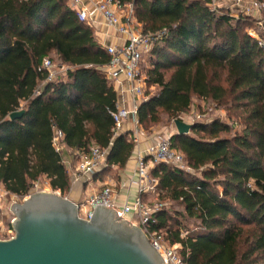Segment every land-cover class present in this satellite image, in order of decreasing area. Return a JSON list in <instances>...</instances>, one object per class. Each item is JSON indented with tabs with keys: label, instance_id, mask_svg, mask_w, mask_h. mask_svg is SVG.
<instances>
[{
	"label": "trees",
	"instance_id": "1",
	"mask_svg": "<svg viewBox=\"0 0 264 264\" xmlns=\"http://www.w3.org/2000/svg\"><path fill=\"white\" fill-rule=\"evenodd\" d=\"M118 1L133 5L144 33L166 32L141 66L139 125L158 124L163 114L181 119L194 97L235 119L197 121L189 134H172L191 170L150 169L157 202L166 204L152 228L186 264H264V47L249 34L257 24L264 40V17L258 25L213 9L211 0ZM51 54L67 66L64 77L49 80L43 63ZM109 62L94 27L68 0H0V183L8 194L24 198L46 177L65 196L71 177L54 145L58 133L65 150L108 148L104 170L126 166L136 144L116 127ZM19 110L24 115L11 119Z\"/></svg>",
	"mask_w": 264,
	"mask_h": 264
},
{
	"label": "built area",
	"instance_id": "2",
	"mask_svg": "<svg viewBox=\"0 0 264 264\" xmlns=\"http://www.w3.org/2000/svg\"><path fill=\"white\" fill-rule=\"evenodd\" d=\"M225 1L238 6L240 13L246 16L254 17L264 12V1ZM218 2L219 0H211V7L219 9ZM69 5L77 11L81 21H87L92 26L96 23L94 13H99L107 27L111 28L117 35L125 38L123 44L105 46L110 55V62L106 66L105 72L109 79L116 80L120 77H125L131 84L132 92L144 99L145 78L141 71V66L144 62L143 57L163 41L166 32L144 33L137 26L133 5H122L118 0H69ZM257 23L262 25V19L258 18ZM249 34L258 39L264 47V40L255 30H249ZM43 65L51 73L49 80L53 79L56 74L52 72V60L48 57L45 58ZM139 104L140 102H136L131 110L118 107V111L113 113L118 131L122 129L124 122L130 117L139 125L137 119ZM203 117L200 114L195 115L197 121H202ZM181 119L183 120L182 117ZM171 136H158L147 148L146 155H138L136 173L140 197L134 203L119 206L116 203L112 185L108 183L101 190H97L88 196L85 203L79 204V214L89 220L97 207H111L117 211V215L120 218L126 219L133 225H138L143 229L149 237L151 245L163 256L165 264H186L176 246L167 244L164 236L152 228V225L156 223L155 214L162 210L166 204L158 201L153 205H149L141 198L146 193H154L156 191L157 181L152 179L149 174L150 169L156 164L165 163L179 169L191 170L183 154L172 146ZM61 138V133H58L54 138V145L58 151L65 152V146L61 143ZM134 142L138 143V139L135 138ZM73 153L78 160V173L92 176L106 166L109 149L93 144L88 152L80 153L75 151ZM5 192L7 193L0 183V195L3 196ZM16 197L19 198L18 196ZM129 215H132V218H129ZM13 236L14 231L12 228L4 229L0 226V239H10Z\"/></svg>",
	"mask_w": 264,
	"mask_h": 264
},
{
	"label": "water",
	"instance_id": "3",
	"mask_svg": "<svg viewBox=\"0 0 264 264\" xmlns=\"http://www.w3.org/2000/svg\"><path fill=\"white\" fill-rule=\"evenodd\" d=\"M174 123L180 135L193 127L182 119ZM11 211L14 236L0 239V264H165L143 229L111 207H97L88 220L68 197L38 191L12 204Z\"/></svg>",
	"mask_w": 264,
	"mask_h": 264
},
{
	"label": "crops",
	"instance_id": "4",
	"mask_svg": "<svg viewBox=\"0 0 264 264\" xmlns=\"http://www.w3.org/2000/svg\"><path fill=\"white\" fill-rule=\"evenodd\" d=\"M69 3V0H68ZM96 23L93 24L96 35L99 37L103 46L123 44L125 38L117 35L107 27L99 13H94ZM138 26V25H137ZM139 27V26H138ZM118 94V107L131 110L136 102H142L143 97L135 95L131 90V84L125 77L119 79H110ZM188 123H191L188 121ZM120 132L131 133L129 138H137L138 143H135V150L124 168L113 166L118 172L116 175L110 174L105 168L98 170L92 176L81 175L77 171L78 160L74 153L68 149L65 150V160L68 166L71 185L69 191L65 194L66 197L76 202L77 204L85 203L88 196L97 190H101L108 183H111L116 203L119 206L134 203L139 197V186L137 178V157L138 155H146L147 148L159 136L158 132H145L140 125H137L132 117L124 122ZM177 133L174 129L170 135ZM146 204L153 205L157 202L156 195L153 192L146 193L141 196ZM132 218V215H129Z\"/></svg>",
	"mask_w": 264,
	"mask_h": 264
},
{
	"label": "rangeland",
	"instance_id": "5",
	"mask_svg": "<svg viewBox=\"0 0 264 264\" xmlns=\"http://www.w3.org/2000/svg\"><path fill=\"white\" fill-rule=\"evenodd\" d=\"M220 8L219 9H223V10H228L231 12V14L234 17H238L239 15H241L240 10L238 8V6L225 1V0H219L218 2ZM264 17V12L255 15L253 18H263ZM257 24L255 26V24H253V27H251L249 30H255L258 34L260 32L259 29L256 28ZM53 62V68H52V72L54 74H56L57 76L60 77H64L65 76V71L67 69V66L55 55V54H51L50 56ZM143 59L145 60V56L143 57ZM147 60V59H146ZM146 60L143 62L142 66L145 68L147 63ZM196 114H200L202 116H204L202 119L203 121H210L213 120L215 118H219L224 122H227L228 124L232 125L234 122V118L230 119L229 117V112L226 110L225 107H218L215 103H213L211 100H203L200 99L198 97H194L193 102L191 107L189 108V110L183 114H181V117L183 118V120L185 122H197V119L195 118ZM235 129H241V125H234ZM142 129L147 133V132H158L157 135L159 136H168L171 134V132L174 131V129H176L174 120H171L168 118L167 115H162V119L158 124L155 125H150L148 127H142ZM177 130V129H176ZM110 172V174L112 175H116V173L118 172L115 169H109L108 170ZM38 191H51L53 192L54 190L50 187L49 185V180L46 177L41 178L37 184L35 185V187L32 189V191L30 192V194H33L35 192ZM54 192H59V190L54 191ZM30 194H28L27 196H25L24 198H17L15 195H10L8 193L5 192V194L3 196L0 195V226L3 227L4 229H8L10 228L9 225L12 221V219L14 218V214L11 211V206L14 203V201H16V203H21L23 202V200L28 197ZM167 207H170V204L167 205ZM194 221H189L188 225L190 228L194 227ZM166 243L171 245L167 240Z\"/></svg>",
	"mask_w": 264,
	"mask_h": 264
}]
</instances>
